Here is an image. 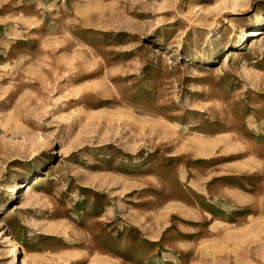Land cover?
<instances>
[{
    "label": "rangeland",
    "instance_id": "1",
    "mask_svg": "<svg viewBox=\"0 0 264 264\" xmlns=\"http://www.w3.org/2000/svg\"><path fill=\"white\" fill-rule=\"evenodd\" d=\"M0 264H264V0H0Z\"/></svg>",
    "mask_w": 264,
    "mask_h": 264
},
{
    "label": "bare ground",
    "instance_id": "2",
    "mask_svg": "<svg viewBox=\"0 0 264 264\" xmlns=\"http://www.w3.org/2000/svg\"><path fill=\"white\" fill-rule=\"evenodd\" d=\"M252 36H255V33L254 32H250L249 37H252Z\"/></svg>",
    "mask_w": 264,
    "mask_h": 264
}]
</instances>
